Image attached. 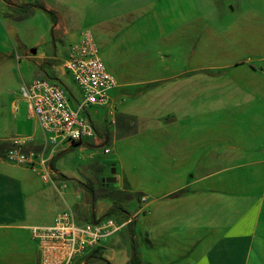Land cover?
I'll return each instance as SVG.
<instances>
[{"label":"crops","instance_id":"obj_1","mask_svg":"<svg viewBox=\"0 0 264 264\" xmlns=\"http://www.w3.org/2000/svg\"><path fill=\"white\" fill-rule=\"evenodd\" d=\"M85 28L116 84L79 110L95 137L52 142L18 87L77 108ZM14 135L46 163L0 159V264H37L31 227L64 209L120 223L69 264H264V0H0V148Z\"/></svg>","mask_w":264,"mask_h":264},{"label":"built area","instance_id":"obj_2","mask_svg":"<svg viewBox=\"0 0 264 264\" xmlns=\"http://www.w3.org/2000/svg\"><path fill=\"white\" fill-rule=\"evenodd\" d=\"M64 66L82 91L77 108L70 106L61 85L44 77L22 81L18 87L19 94L42 129L48 132L47 137L52 142L58 138L76 141L85 136L95 137L93 126L79 114V110L90 104L107 103V91L116 84V80L106 68L89 28L83 29L80 39L70 45ZM28 138L29 135L12 136L11 144L0 148V159L29 163L32 167L35 161L45 165L43 151L22 148ZM104 151L108 152L109 148L105 147ZM42 177L48 179L49 175L43 172ZM119 227L120 223L112 217L79 224L70 209L61 210L56 213L52 224L31 227L39 247L37 264H69L75 255L114 233Z\"/></svg>","mask_w":264,"mask_h":264},{"label":"rangeland","instance_id":"obj_3","mask_svg":"<svg viewBox=\"0 0 264 264\" xmlns=\"http://www.w3.org/2000/svg\"><path fill=\"white\" fill-rule=\"evenodd\" d=\"M48 18L46 17V16H44V15H42L41 16V19L39 20V19H36V23H37V25H38V28L39 27H44L43 25V23H42V21L44 22V21H48L47 20ZM49 30V29H48ZM47 30V32H41V34L43 35V36H45V37H47V36H49V31ZM39 35H40V33H38V32H36L35 33V39L36 38H38L39 39ZM42 36V37H43ZM112 64L113 63H110V65L112 66ZM112 144H114V147H113V149H112V151L110 152V153H106V154H104V156L106 157V158H109V159H111V160H114V158H115V154H117V152H118V150H119V148H120V144H121V142H115V143H108V145L111 147V145ZM100 157L101 156H103V155H99ZM115 166V165H114ZM115 169H116V167H115Z\"/></svg>","mask_w":264,"mask_h":264},{"label":"water","instance_id":"obj_4","mask_svg":"<svg viewBox=\"0 0 264 264\" xmlns=\"http://www.w3.org/2000/svg\"><path fill=\"white\" fill-rule=\"evenodd\" d=\"M107 172L113 173L115 171L114 166H111L106 169ZM105 183H115L116 177L114 175H106L102 179Z\"/></svg>","mask_w":264,"mask_h":264},{"label":"flooded vegetation","instance_id":"obj_5","mask_svg":"<svg viewBox=\"0 0 264 264\" xmlns=\"http://www.w3.org/2000/svg\"><path fill=\"white\" fill-rule=\"evenodd\" d=\"M107 175H111V174H110V172H108V174H107Z\"/></svg>","mask_w":264,"mask_h":264}]
</instances>
